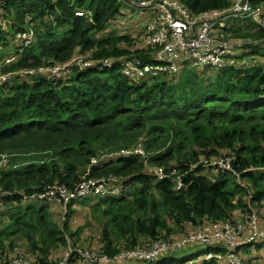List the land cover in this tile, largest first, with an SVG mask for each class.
<instances>
[{"label": "trees", "instance_id": "trees-1", "mask_svg": "<svg viewBox=\"0 0 264 264\" xmlns=\"http://www.w3.org/2000/svg\"><path fill=\"white\" fill-rule=\"evenodd\" d=\"M0 1V64L12 55L1 53L10 46V37L17 54L2 70L10 77L0 86V160L5 156L8 161L0 164V264H59L67 237L73 245L79 235L70 229L79 200L71 201L59 223L51 218L48 205L32 200L49 189L57 196L61 189L75 191L87 178L117 177L123 188L117 196H91L98 198L89 205L93 220H103L100 236L95 244L88 235L80 242L84 250L92 247L110 257L106 264H117L113 261L119 251L182 236L205 223L235 225L249 219L252 211L263 215L250 205L264 206V61L243 60L247 53H242L218 70L184 63L177 74L160 75L172 79L156 76L138 83H130L116 65L86 70L73 66L70 75H39L44 77L30 82L38 75L24 71L65 63L77 55L150 63L137 48L142 32L97 35L121 14L117 0ZM178 1L192 14H202L225 9L233 0ZM250 2L264 11V0ZM79 10L83 15L75 14ZM240 21L226 29L227 38L256 40L244 45L254 46L252 55L264 59L256 48L264 49L259 42L264 28L251 24L242 29ZM29 29L33 40L18 53L16 33ZM13 80L22 81L11 85ZM138 143L145 156L132 152ZM103 154L108 161L91 163ZM227 157L232 170L209 165L210 171L203 163ZM158 167L168 177L149 173ZM232 171L240 174L243 186ZM229 174L233 189L227 188ZM250 245L260 252L264 238L240 248L245 263L256 261ZM169 256L156 262L125 260H195V255ZM80 258L72 252L68 264ZM198 264L217 263L202 258Z\"/></svg>", "mask_w": 264, "mask_h": 264}, {"label": "built area", "instance_id": "built-area-1", "mask_svg": "<svg viewBox=\"0 0 264 264\" xmlns=\"http://www.w3.org/2000/svg\"><path fill=\"white\" fill-rule=\"evenodd\" d=\"M124 4L130 10H140L148 13L143 24L136 29L137 32H142V39L137 46L141 49L145 57H149L150 63L143 62L141 58H124L121 59H104L102 61L90 60L89 55H77L71 60L51 65L47 68L40 67L36 70L24 71V74L45 75L52 79H58L62 76L70 75L72 67H77L79 70L86 69H104L111 68L114 65L119 67L121 74L128 77L130 81L134 78L152 79L161 74H177L184 63H187L190 68H210L218 70L223 68L228 59L237 54V49L248 42L256 40H231L227 38L226 29L233 21L241 19L242 26L255 24L264 28V11L260 6L253 7L250 0H233L231 5L225 9L213 10L202 14H192L178 0H117ZM3 2L0 1V14ZM75 14L83 15V11H76ZM29 20V19H27ZM133 29V27H132ZM34 37L32 29L28 31H20L16 33L18 41V53L22 49L31 44ZM259 42L264 45V39H259ZM17 57L14 53L0 64V86L9 81L10 73L2 72L6 65L12 63ZM122 153H127L121 150ZM135 154L145 156L143 150L136 145L132 151ZM141 152V153H138ZM93 158L92 164L103 160ZM6 160L3 156L0 164ZM231 158H223L217 161H203L206 168L211 165L213 170L231 169ZM158 169V168H157ZM155 169V176L162 179L168 177L163 174V170ZM210 171H212L210 169ZM234 177L243 186L240 174L232 171ZM178 179V178H177ZM119 180L113 177L83 180L74 190L67 192L61 189L57 196L53 189H49L45 194L38 195L39 199L32 201H46L43 198H62L71 201L79 200L87 196H111L119 192ZM177 186H181V181L178 179ZM68 203V205L70 204ZM67 205V207H68ZM64 213L63 220L66 217ZM257 215L251 214L249 219L232 224L230 221H213L196 227L193 231L185 235H180L177 239H156L149 245L136 246L127 250L119 251L115 258L126 260H146L157 261L167 253L186 248V245L199 243L200 245H209L214 249L216 242H223L227 247L224 254L208 250L203 255L206 261L221 259V255L225 257L229 264H254L245 263L239 256L241 255L240 248L244 245L252 243L255 240L264 238V223L261 225ZM67 250L70 253L65 256L63 254L59 264H65L69 261L70 254L77 252L82 262L98 261L106 263L111 261V258L104 254H98L95 250H77L71 249L68 245ZM190 260L189 262H193ZM217 263V261H216ZM13 264H26L21 260L14 261Z\"/></svg>", "mask_w": 264, "mask_h": 264}, {"label": "rangeland", "instance_id": "rangeland-1", "mask_svg": "<svg viewBox=\"0 0 264 264\" xmlns=\"http://www.w3.org/2000/svg\"><path fill=\"white\" fill-rule=\"evenodd\" d=\"M118 6H119V9H120V12L121 14H118L116 15L108 24V27L106 28L105 31H101L99 33H97L98 36H103L105 35L106 33H109L110 31L111 32H114L115 34H119V33H123L124 34H127L129 36H132V34H135V31L133 29H137L138 27H140L145 18H146V15L148 13L146 12H143V11H140V10H130L128 9L124 4L122 3H119L118 2ZM126 24H128L129 26H132L133 29H124L122 28L123 26H125ZM60 35V33H58ZM12 42V39L10 37V40H9V47L4 49L3 48V51H1L2 54L4 55H8V54H14L15 53V48L14 46L11 44ZM244 48V47H243ZM258 48V51L259 52H264V49L260 48V47H256ZM241 49L242 48H238L237 49V54H240L241 53ZM250 53H247L244 57L243 60H249L250 62L252 61V59L250 60V57L251 56H256V57H259V55H249ZM86 55H89V54H86ZM249 55V56H248ZM204 70H209V69H204ZM202 70V71H204ZM39 77H44V76H36V77H31L30 79V82L31 81H35L37 80ZM177 77L173 78V79H176ZM158 79H172V76H160ZM146 81L150 82L152 79H149V78H146L145 79ZM22 80H13L10 82L11 85H16L17 83L21 82ZM109 81L113 82L112 79H109ZM140 78H134L132 81H130V83H138L140 82ZM139 148L142 149V144L141 143H138L137 144ZM138 153H141V152H138ZM8 161L7 159L1 163L2 166H4L5 164H7ZM159 170L162 171V167H158ZM157 169V170H158ZM149 173L155 175V168H152L150 170H148ZM205 174L207 176H210L212 174H210L208 171L205 172ZM229 177H231V175L229 174L228 175ZM113 178H116L118 179L117 177H113ZM231 179H229V182L227 184V188L228 189H233L234 188V179L233 177H231ZM119 180V183H120V179ZM241 182H243L241 180ZM126 189V187H125ZM123 192V188L121 185H119V192L116 193L115 195H111V196H117L119 195L120 193ZM123 194H126V192L124 191ZM43 199H46V201H41L42 204L44 205H48L49 207V212H50V209L51 212H50V216L51 218H53V220H55L57 223L63 221V216H64V213L65 212H68L69 209L67 207L68 203H70L69 201L70 200H65L62 198V195L59 199H53V198H43ZM98 198L96 197H91V196H87V197H83L81 199H79L78 203L81 204H77V208L75 210V215L72 216V219H71V226L72 228H70L72 231H75V230H78L79 232V235L76 236L73 240L74 243L76 244H73L71 245L72 243V240L71 238L67 237V243L68 245L70 246L71 249H77V250H81V251H84L82 245L80 242H85L84 239H86L87 235H88V239L90 243H93L95 244L96 240L98 239V237L100 236V227L102 226V221L103 220H93V217L91 215V209L89 207L90 204H92L93 202L97 201ZM33 202V201H32ZM35 202V201H34ZM37 204V203H36ZM38 204H41L40 202H38ZM75 209V208H74ZM52 213V214H51ZM264 215V213H263ZM258 221H260L261 225H263L264 223V218L260 217V216H256ZM89 222V223H88ZM78 227H80L79 229H77ZM218 246L220 247H224L226 251L227 247L224 245L223 242L219 241V242H216ZM81 245V246H80ZM92 246V245H91ZM186 248L182 249V250H176L174 252L171 253V257L173 258H180L182 256H188V255H195V260L193 262H189L187 264H198L200 262V260L204 257H201L200 255H202L203 252L207 251L210 246L209 245H200L199 243H192V244H189V245H186L185 246ZM254 245H250L248 246L247 248L253 250L254 249ZM86 249H89V248H86ZM91 249L95 250L94 248L91 247ZM264 248L261 249L262 253L259 254V263H262L264 262V260H262L263 256H264ZM61 251H59L58 255L61 256ZM70 253V250H65V256L67 254ZM221 254V253H220ZM261 255V256H260ZM241 258L242 256L239 255ZM205 259H209V258H205ZM117 261H120V262H117ZM216 261H217V264H229V261L223 257L221 255V259H218L216 258ZM113 262H116L117 264H130L128 262H126L125 259H120V258H116L114 259ZM188 262L185 261L184 264ZM63 264V261L61 262ZM65 264H68V261L65 262ZM70 264V263H69ZM71 264H76L75 262L71 263ZM77 264H92V262L90 261L89 263L88 262H80L78 261ZM93 264H106V263H100L98 261H95ZM110 264V263H108ZM148 264H154V263H148ZM254 264H257L256 262Z\"/></svg>", "mask_w": 264, "mask_h": 264}, {"label": "crops", "instance_id": "crops-1", "mask_svg": "<svg viewBox=\"0 0 264 264\" xmlns=\"http://www.w3.org/2000/svg\"><path fill=\"white\" fill-rule=\"evenodd\" d=\"M235 25V21H233V23L230 25V26H234ZM251 24H249L248 26H242V22L240 21L239 22V27L240 28H242V29H245V28H247V27H249ZM253 25H255V24H253ZM236 26V25H235ZM237 27V26H236ZM122 28H124V29H132V26H129L128 24H126L125 26H123ZM244 41H245V39H244ZM252 45H254L253 43H252ZM244 47V48H243ZM252 47H254V46H249V45H242L240 48H242L241 49V54L242 53H250L249 55H251L252 53H253V48ZM236 55H240V54H236ZM248 55V56H249ZM250 58H257L256 56H251ZM256 61L257 62H263L264 61V59L263 58H261V57H258L257 59H256ZM108 159H109V156H104L103 157V162H106V161H108ZM250 208H251V211H252V209L254 208L256 211H264V206H262V207H252L251 205H250ZM251 214H255V215H257V213L255 212V211H252L251 212ZM239 215V213H238V211L235 213V216H238ZM258 216V215H257ZM261 217H264V215H262ZM179 237V235L178 236H174V237H172V238H170V239H172V240H175V239H177ZM208 250H213L212 248H209ZM207 250V251H208ZM225 250V248L224 247H220V246H218V245H215V248H214V252H217V253H222V254H224V252H226V251H224ZM264 251V250H263ZM258 252L259 251H253L252 250V256L253 257H255V260L256 261H254V262H256L257 264H264V262H262V263H259L258 261H259V254H261L262 253V251L260 250V252H259V254H258ZM206 253V251L205 252H203L202 254L204 255ZM170 256H171V254H169ZM169 256V257H170ZM261 256V255H260ZM262 260H264V256H263V258H262Z\"/></svg>", "mask_w": 264, "mask_h": 264}, {"label": "clouds", "instance_id": "clouds-1", "mask_svg": "<svg viewBox=\"0 0 264 264\" xmlns=\"http://www.w3.org/2000/svg\"><path fill=\"white\" fill-rule=\"evenodd\" d=\"M240 54H241V53H240ZM171 253H172V252H171ZM171 253H167V254H165L163 257H166L167 255H169V254H171ZM163 257H162V258H163ZM155 262H156V261H155Z\"/></svg>", "mask_w": 264, "mask_h": 264}]
</instances>
